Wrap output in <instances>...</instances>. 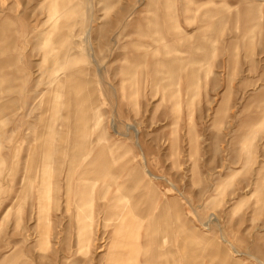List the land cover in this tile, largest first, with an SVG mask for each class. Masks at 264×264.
<instances>
[{"label":"rangeland","instance_id":"rangeland-1","mask_svg":"<svg viewBox=\"0 0 264 264\" xmlns=\"http://www.w3.org/2000/svg\"><path fill=\"white\" fill-rule=\"evenodd\" d=\"M0 264H264V0H0Z\"/></svg>","mask_w":264,"mask_h":264},{"label":"bare ground","instance_id":"bare-ground-1","mask_svg":"<svg viewBox=\"0 0 264 264\" xmlns=\"http://www.w3.org/2000/svg\"><path fill=\"white\" fill-rule=\"evenodd\" d=\"M78 90H79V92H80V94H81V93H82V90H80V89H78ZM80 97H81V95H80ZM79 105H80V104H79ZM85 106H86V105L83 106L82 103H81V105H80L79 107H81V108H82V107H83V108H86Z\"/></svg>","mask_w":264,"mask_h":264}]
</instances>
